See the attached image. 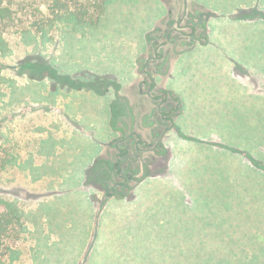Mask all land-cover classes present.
Listing matches in <instances>:
<instances>
[{
    "label": "rangeland",
    "instance_id": "obj_1",
    "mask_svg": "<svg viewBox=\"0 0 264 264\" xmlns=\"http://www.w3.org/2000/svg\"><path fill=\"white\" fill-rule=\"evenodd\" d=\"M167 1L177 14L181 2ZM253 1L246 11L240 9ZM194 2L200 13L208 12L210 37L227 39L230 70L224 78L209 71L207 81L192 84L184 73L192 63L199 65L192 61L198 53L179 59L168 86L185 101L178 124L189 137L176 140L165 164L146 165L151 176L131 198L108 201L101 212V192L86 190L84 183L97 177L94 170L85 176L93 159L109 154H103L102 139L107 110L94 107L107 97L72 89L64 100L61 91L70 89L64 77L81 84L109 76L114 87L119 83L120 90L111 92L125 119L133 115L139 103L135 68L147 30L168 26L169 6L165 0H103L105 12L94 25L59 23L44 38L33 32L23 38L4 35L0 76L14 79L16 87L0 83V132L8 136L0 145V163L13 159L15 164L10 161L0 172V196L17 199L25 214L47 207L56 213L52 226L58 230L52 232L43 217L36 225L26 221L21 255L6 264H70V246L60 240L68 233L82 237L91 205L100 213L99 239L87 264H264V0ZM32 55L50 60L59 73L30 83L19 72ZM218 88H225L215 97L221 101L199 100ZM77 111L81 118L73 116ZM8 114L13 120L5 124ZM79 191L85 198L95 193L93 203L89 196L78 197ZM84 254L74 264H82Z\"/></svg>",
    "mask_w": 264,
    "mask_h": 264
},
{
    "label": "flooded vegetation",
    "instance_id": "obj_2",
    "mask_svg": "<svg viewBox=\"0 0 264 264\" xmlns=\"http://www.w3.org/2000/svg\"><path fill=\"white\" fill-rule=\"evenodd\" d=\"M178 1L181 6L177 14H174L173 8L165 0V4L169 6L166 28L156 26L147 31L145 51L139 56L135 68L138 75L135 88L139 103L136 104L133 115L125 119L122 104L119 108L116 96L111 92L114 86L109 76L95 75V83L81 84L73 81L70 76L64 77L65 83L70 84L69 90L63 89L60 93L64 100L69 99L67 93L72 89L78 93L87 91L107 97V101H99L94 107L96 111L107 110L106 130L102 139H105L103 147L107 150H104L103 154H109L93 159L85 169V176L94 170L97 177L93 180L89 177L84 183L86 190L101 192L100 212L108 201L131 198V194L145 177L151 176L145 168L146 165L151 164L152 160L154 163L160 161L162 165L165 164L167 158L172 155L170 143L181 141L182 137L183 140L189 137L184 135L186 133L178 124L180 117L186 112L185 101L182 95L168 86V82L175 79L174 67L179 59L191 56L199 46H208L210 36L208 15L205 16L208 12L206 11L205 15L200 13L195 9V2ZM57 73L59 71L55 70L49 76L55 77ZM115 85L114 88L119 89V83L115 82ZM51 93L55 95L56 91ZM70 114L73 115L71 112ZM62 115L69 118V113L64 110ZM77 115L82 117L79 111L73 116ZM75 119L77 120L76 117ZM12 120L8 114L2 121L6 124ZM70 122L74 130L77 127L76 121L72 119ZM82 131L87 133L89 130L83 128ZM49 153H45L47 157H50ZM143 158L145 160L141 161ZM159 170L164 171L163 167ZM139 173H143L140 178ZM94 195L95 193H92L93 197H90L92 203Z\"/></svg>",
    "mask_w": 264,
    "mask_h": 264
},
{
    "label": "trees",
    "instance_id": "obj_3",
    "mask_svg": "<svg viewBox=\"0 0 264 264\" xmlns=\"http://www.w3.org/2000/svg\"><path fill=\"white\" fill-rule=\"evenodd\" d=\"M103 6V0H0V49L4 48L5 34H19L23 38L33 32L44 38L47 31L59 23L94 25L105 12ZM55 70L50 60L48 62L42 55H32L23 60L19 74L25 76L30 83H44ZM0 83L9 88L16 87L14 79L0 76ZM2 96L0 93V102ZM1 133L0 145L2 141L8 140V136ZM9 162L15 164L13 159L2 161L0 172ZM16 202L17 199L6 200L0 196V264L16 261L20 257L23 234L27 233L26 221L36 225L43 217L52 232L58 231L52 226L56 213L52 214L47 207L41 206L43 209L40 212L25 214L19 211ZM57 246L61 248V252H65L59 244Z\"/></svg>",
    "mask_w": 264,
    "mask_h": 264
},
{
    "label": "crops",
    "instance_id": "obj_4",
    "mask_svg": "<svg viewBox=\"0 0 264 264\" xmlns=\"http://www.w3.org/2000/svg\"><path fill=\"white\" fill-rule=\"evenodd\" d=\"M190 2H194V0H189ZM253 3L249 4L246 3V6L243 5L240 9L241 10H245L248 9V5H253ZM214 13V12H213ZM252 14V13H250ZM248 14V15H250ZM257 17L251 16L250 19H254L256 20ZM216 22L220 23V19H218ZM223 22V21H221ZM251 24H257V23H253L255 21H250ZM152 27H150L148 30H150ZM212 27L210 28L209 24H208V31H209V36H211L212 34ZM147 30V31H148ZM226 42L227 39H220L219 41L210 37L209 39V45L208 46H204L201 47L199 46L195 52H197L198 54L192 58L193 62H199V65H197L196 63L193 64L191 66V69H187L186 73H184V77L185 79L189 80L190 83L192 84H198L199 80H203V81H207V77L208 75H212V73H209V71L211 72H218L222 75V78H224L225 74L227 71L230 70L229 65L227 64V58L228 61H230L229 59V54H227L226 51H228L227 46H226ZM207 51H210L211 53H206ZM206 61V63H202ZM179 85L186 87L187 85L182 84L181 82L178 83ZM225 88H218V89H214V92H210L211 96L209 98H205V97H199V100H206L208 101L213 100V99H217L219 100L220 98H215L217 96H219L220 94L222 95L225 91L223 90ZM223 100V99H222ZM221 101V100H219ZM78 118H80V116H77ZM88 129V128H87ZM88 133V132H87ZM176 141H172L170 143V146L172 148V152H174V149L176 147ZM81 189V188H80ZM136 190V189H135ZM134 190V191H135ZM80 194L78 195V197H83L85 198L86 196V192L83 191H79ZM90 198V195H88ZM88 196L85 198L88 200ZM115 201V200H112ZM111 202V201H110ZM88 211H91L90 213H88L89 215V224L84 228L85 232H83L82 237H78V235L72 234V233H68L65 236H63V238L58 237V235L55 234L56 238V242H58L57 244H59V240L61 242H64L65 244L70 246L69 252L71 254V263L70 264H74L77 262L78 257H80V255H82L84 252V259H83V263L82 264H87L89 262V260H93L94 254H95V250H96V246H97V241L99 239L98 236V227H99V218H100V214L97 216L94 212V208L93 205H91ZM104 208H102L103 210ZM101 210V211H102ZM96 215V216H95ZM68 229H70L69 225L67 226ZM54 235V233H53ZM53 235H50L53 238ZM91 240V241H90ZM89 243V247L86 250V247ZM81 243V246H79ZM77 245L78 248L77 249H72V247L74 245ZM51 246V245H50ZM49 246V247H50ZM86 250V251H85ZM73 261V262H72Z\"/></svg>",
    "mask_w": 264,
    "mask_h": 264
}]
</instances>
